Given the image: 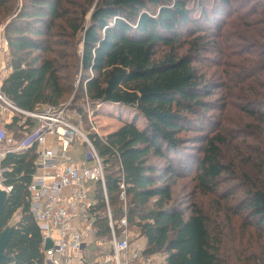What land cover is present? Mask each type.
Listing matches in <instances>:
<instances>
[{
    "label": "trees",
    "instance_id": "trees-1",
    "mask_svg": "<svg viewBox=\"0 0 264 264\" xmlns=\"http://www.w3.org/2000/svg\"><path fill=\"white\" fill-rule=\"evenodd\" d=\"M235 14L241 21H235L238 34L229 22ZM243 17L253 22L243 23ZM2 20H10L6 36L12 69L2 92L17 107L58 109L76 92V103L86 98L93 108L131 111L132 120L105 140L95 134L91 138L107 166L112 219L117 224L127 217L129 228L146 240L144 255L165 257L164 264L254 260L264 246V141L253 140L256 146L247 161L256 166L255 180H249L252 190L235 200L237 190L221 192L232 174L223 148L233 136L223 123L231 108L264 121V0H0ZM235 49L239 55L229 54ZM210 51L221 58L238 57L236 70L227 65L230 70L216 72L221 84L208 78L211 68L203 72L198 67L201 55ZM217 91L224 93L210 100ZM208 113H218L219 119ZM10 129L16 140L24 137L16 123ZM190 132L196 136H187ZM35 161L32 148L9 153L2 163L4 183L12 188L0 218V237L10 230L5 264L43 261L28 191ZM186 178L200 195L225 204L218 203L213 213L196 203L179 207L175 187ZM123 182L126 205L120 200ZM96 194L97 238L108 240L100 183ZM223 226L238 241L232 248L237 263L225 256ZM254 237L257 249L243 257L245 238Z\"/></svg>",
    "mask_w": 264,
    "mask_h": 264
},
{
    "label": "built area",
    "instance_id": "built-area-1",
    "mask_svg": "<svg viewBox=\"0 0 264 264\" xmlns=\"http://www.w3.org/2000/svg\"><path fill=\"white\" fill-rule=\"evenodd\" d=\"M9 42L6 26H0V192L10 194L12 188L4 183L2 163L9 153L36 151L35 173L29 186L30 212L42 235L43 261L33 264H153L144 255L140 244L132 247L127 217L115 224L106 190V168L97 152L92 134L105 140L97 124L90 120V131L85 134L79 124L67 115L66 107H42L39 111H25L17 107L2 92L11 66L8 63ZM91 118V117H90ZM80 122V121H79ZM16 123L24 137L14 138L9 131ZM82 123V122H81ZM105 142V141H104ZM81 147L87 160L79 162L74 153ZM102 184L111 238H97L95 214L98 204L96 189ZM120 200L126 205L125 183ZM20 217L17 216L16 219ZM117 230L121 236L117 235ZM52 248L45 250L47 241ZM96 246L104 252L90 256L86 250Z\"/></svg>",
    "mask_w": 264,
    "mask_h": 264
},
{
    "label": "rangeland",
    "instance_id": "rangeland-1",
    "mask_svg": "<svg viewBox=\"0 0 264 264\" xmlns=\"http://www.w3.org/2000/svg\"><path fill=\"white\" fill-rule=\"evenodd\" d=\"M241 11L240 14H242ZM242 16V15H241ZM10 21V20H9ZM8 20L0 21V26H6L9 22ZM238 22L241 25V21L238 20L237 15L235 14L233 18L229 22L235 23ZM243 23L247 22L251 24L253 22V18L247 19V17L242 18ZM238 24H234V31L233 33L238 34L240 29L238 28ZM82 47H80L81 49ZM187 47L183 50L185 52ZM233 53L235 55H239L240 50H230L229 54ZM202 56V64L198 65L203 72L207 69L206 67L211 68L209 72V77L213 76V79L217 80L219 84H221V79L216 76V72H225V70H230L227 65H230L231 68L236 70L238 66V57L232 56L227 58H221V56L217 55L214 51H210V53H204ZM224 64V65H223ZM79 87V80L76 82V88ZM77 90V89H76ZM75 90V91H76ZM217 95L210 100H218L224 91H217ZM76 92H73L63 104V107H66V115L75 123L79 124L82 131L85 134H88L90 131V120L96 122L97 127L100 129L101 133L105 135L107 132H113L120 128L126 121L132 120V113L131 111L121 109L119 107H112V106H104V105H96L93 108L92 103L85 98L81 102H75ZM236 105H240L241 101H236ZM79 106V107H77ZM77 108H80L83 112H79ZM233 110L232 113L227 114L226 123H223V129L226 133L231 136L232 140L229 144L225 145L223 148L225 162L228 166L232 169V174H230V178L225 181L222 185L221 192H227L229 194L230 190H237L235 193V200H241L244 198V195L251 191V185L249 184V180H255L256 177V166L249 165L247 163L248 159L254 153V146L255 139H261L264 141V121L260 119H252L247 118L244 114L239 113L237 110L231 108ZM209 116H216L219 119L218 113H208ZM91 117V118H90ZM80 121V122H79ZM125 121V122H124ZM82 122V123H81ZM142 121H138V124L141 125ZM249 125H251V129H248ZM11 133L14 134L12 129H9ZM242 132V136H236V133ZM207 135V132H205ZM233 134V135H232ZM252 134V135H251ZM187 136H196L194 132H190ZM14 138H17L16 134H14ZM241 142V143H240ZM74 159L79 162H84L87 160V152L79 147L76 152L73 154ZM256 163H261L258 160L255 161ZM200 193L193 183L189 182V179L186 178L184 180H180L175 187V198H177V205L179 207L187 206L186 204H200L206 210H210V213L216 209L217 204H225L224 200H220L219 198L215 197H204L200 195ZM196 195V196H195ZM224 217L223 215L221 216ZM226 222V221H225ZM218 227L219 225H215ZM224 227V253L225 256L230 259L232 262L237 263L238 255L235 254V251L232 250L233 245L238 242L237 240L234 242V235L231 234L230 229H225ZM221 229V227H220ZM131 233L135 235L134 239H141L142 237L135 232L133 229H130ZM233 232V231H232ZM145 240V239H144ZM108 241V240H107ZM146 241V240H145ZM240 245V244H239ZM258 247V240L257 237H254L251 241L249 238H245L243 242V247L240 249L243 250V257H248L253 254V252ZM242 264H264V246L258 248L256 250V255L253 261L244 262Z\"/></svg>",
    "mask_w": 264,
    "mask_h": 264
},
{
    "label": "water",
    "instance_id": "water-1",
    "mask_svg": "<svg viewBox=\"0 0 264 264\" xmlns=\"http://www.w3.org/2000/svg\"><path fill=\"white\" fill-rule=\"evenodd\" d=\"M7 198H8V194L4 192H0V218L5 210ZM9 235H10V230L6 229L0 237V264H5L6 262H8V258L5 255V249L9 241ZM51 248H52V242L48 240L45 246V250Z\"/></svg>",
    "mask_w": 264,
    "mask_h": 264
},
{
    "label": "crops",
    "instance_id": "crops-1",
    "mask_svg": "<svg viewBox=\"0 0 264 264\" xmlns=\"http://www.w3.org/2000/svg\"><path fill=\"white\" fill-rule=\"evenodd\" d=\"M10 74V73H9ZM8 74V75H9ZM112 132H107L105 135L111 134ZM132 247H135L136 244H140L142 247H144L146 249V241L144 240V238L141 239H133L131 241ZM88 252V254L92 257H94L95 255H99L101 253L104 252L103 249H100L96 246H92L90 247L88 250H86V253ZM151 258L153 259V264H164L165 261V257L159 256V255H155V256H151Z\"/></svg>",
    "mask_w": 264,
    "mask_h": 264
}]
</instances>
